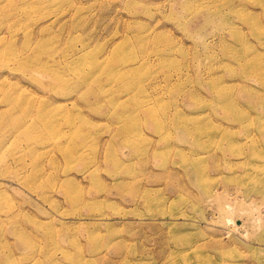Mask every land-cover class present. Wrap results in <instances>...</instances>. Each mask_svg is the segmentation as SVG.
<instances>
[{"label": "rangeland", "instance_id": "rangeland-1", "mask_svg": "<svg viewBox=\"0 0 264 264\" xmlns=\"http://www.w3.org/2000/svg\"><path fill=\"white\" fill-rule=\"evenodd\" d=\"M263 29L262 0H0V264H264Z\"/></svg>", "mask_w": 264, "mask_h": 264}, {"label": "bare ground", "instance_id": "bare-ground-1", "mask_svg": "<svg viewBox=\"0 0 264 264\" xmlns=\"http://www.w3.org/2000/svg\"><path fill=\"white\" fill-rule=\"evenodd\" d=\"M262 2L264 3V0H262ZM190 5V4H189ZM242 11H244V10H242ZM242 16H244L245 17V19H247L249 22H251L252 23V25L253 26H255V27H259L260 26V23L258 22V19H259V15L258 16H256L255 17V14H253V13H251V12H246V14H245V12L242 14ZM264 30V29H263ZM244 43V42H243ZM247 44H248V42H246L245 43V46H243L242 48L244 49L246 46H247ZM247 48H248V46H247ZM164 50L161 48L160 50H159V52H158V55L159 56H164ZM132 69V67H130L129 68V70H125V71H122L121 73H119V75H117L119 78H121V79H123L124 80V78H127L128 77V75H129V71ZM257 71H258V78H259V80H260V82H263V84H264V65L263 64H261V66H257ZM264 88V87H263ZM257 96H256V100H255V102H254V104L256 105V106H258V105H261L262 107H263V110H264V93L263 94H260L259 96H258V94H256ZM226 109L228 110L227 111V113H230L231 111H230V106L228 107V103L226 104ZM155 119H157L159 122L158 123H160V120L159 119H162V117L160 116L159 118H157V116L155 117ZM174 119H177V116L175 117L174 116ZM133 120H136V119H133ZM217 169V168H216ZM263 181H264V179H263ZM226 257V256H225ZM224 258V257H223ZM229 259V258H228ZM229 260H232V259H229ZM84 261V258H82V257H80L79 258V260H78V262L79 263H81V262H83Z\"/></svg>", "mask_w": 264, "mask_h": 264}]
</instances>
